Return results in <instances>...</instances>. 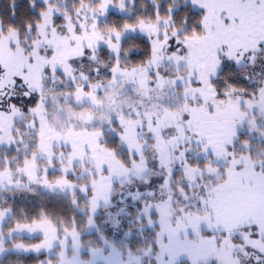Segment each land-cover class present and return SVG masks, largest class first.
Here are the masks:
<instances>
[{"label":"snow or ice","instance_id":"snow-or-ice-1","mask_svg":"<svg viewBox=\"0 0 264 264\" xmlns=\"http://www.w3.org/2000/svg\"><path fill=\"white\" fill-rule=\"evenodd\" d=\"M18 7L0 11V264H264V0Z\"/></svg>","mask_w":264,"mask_h":264},{"label":"trees","instance_id":"trees-1","mask_svg":"<svg viewBox=\"0 0 264 264\" xmlns=\"http://www.w3.org/2000/svg\"><path fill=\"white\" fill-rule=\"evenodd\" d=\"M10 0H0V11H3L7 8ZM119 0H113V4H118ZM18 4V14L23 15L28 11L27 9V0H17ZM145 4V0H137V7H141ZM167 6V5H165ZM181 14H186L183 10L181 11ZM139 15V13H138ZM108 22H119L123 24L124 22L132 23L133 20H129L127 16H124L119 11H116L114 9L110 10V13L107 16ZM129 46H134L136 48V51L131 55V60L133 63L139 62L142 59H145V53L148 51V42L146 38L143 36V34L140 33H131L128 35L127 43L125 44V48H128ZM50 204V207L54 210L61 211L66 209L62 204L56 203L54 201H47ZM41 205V200L35 199L32 197H29V199L26 202L18 203L17 207L19 208H27L30 213L34 211H38ZM70 214V213H69ZM26 243H33V242H39V239L36 238H29L27 236L21 238ZM86 239H89V237H86ZM13 262L17 261L19 264H40V260L46 259L47 254L44 255H38L36 253H26L20 257L12 256L10 257Z\"/></svg>","mask_w":264,"mask_h":264},{"label":"rangeland","instance_id":"rangeland-1","mask_svg":"<svg viewBox=\"0 0 264 264\" xmlns=\"http://www.w3.org/2000/svg\"><path fill=\"white\" fill-rule=\"evenodd\" d=\"M114 10H116V11H119V9L118 8H113ZM108 16V15H107ZM90 238V237H89ZM17 242H23V243H25V244H33V243H39V242H33V243H26L25 241H23L21 238L17 241ZM0 258H2V257H0ZM10 260H11V258H10ZM12 261V260H11Z\"/></svg>","mask_w":264,"mask_h":264}]
</instances>
